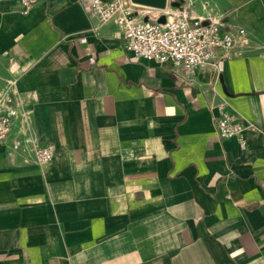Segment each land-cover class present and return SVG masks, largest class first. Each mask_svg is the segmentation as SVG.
<instances>
[{
	"label": "crops",
	"instance_id": "crops-1",
	"mask_svg": "<svg viewBox=\"0 0 264 264\" xmlns=\"http://www.w3.org/2000/svg\"><path fill=\"white\" fill-rule=\"evenodd\" d=\"M22 1L0 0V92L29 116L0 142V264H264V0L167 7L235 37L194 76L127 54L86 0Z\"/></svg>",
	"mask_w": 264,
	"mask_h": 264
},
{
	"label": "built area",
	"instance_id": "built-area-1",
	"mask_svg": "<svg viewBox=\"0 0 264 264\" xmlns=\"http://www.w3.org/2000/svg\"><path fill=\"white\" fill-rule=\"evenodd\" d=\"M90 4L92 17L100 25L116 23L124 32V48L127 54L137 59L154 61L158 64L170 63L184 67L191 75L207 69L215 51H221L220 60L230 58L235 46L231 32L222 31L217 20H207L190 15L144 7L140 13L133 9L134 4L124 0H86ZM23 14L33 7V0H23ZM138 6V5H136ZM165 16V22L158 19ZM147 18V21L145 19ZM16 81H9L6 89L0 92V142L8 139L15 119L21 117L29 124L27 112H20L15 97ZM220 116L216 128L221 138H236L246 145L244 134L248 130H258L255 125L243 121L236 113L219 106ZM33 153L38 163L50 162L53 158L49 147L33 144Z\"/></svg>",
	"mask_w": 264,
	"mask_h": 264
},
{
	"label": "water",
	"instance_id": "water-1",
	"mask_svg": "<svg viewBox=\"0 0 264 264\" xmlns=\"http://www.w3.org/2000/svg\"><path fill=\"white\" fill-rule=\"evenodd\" d=\"M134 5L153 8L156 10H165L168 6L180 8L182 0H130ZM165 16H161L158 22L164 23ZM147 21V18L145 19Z\"/></svg>",
	"mask_w": 264,
	"mask_h": 264
}]
</instances>
